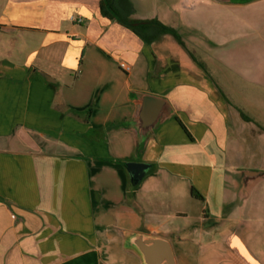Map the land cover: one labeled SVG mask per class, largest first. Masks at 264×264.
Returning <instances> with one entry per match:
<instances>
[{
	"label": "crops",
	"instance_id": "0c3cea01",
	"mask_svg": "<svg viewBox=\"0 0 264 264\" xmlns=\"http://www.w3.org/2000/svg\"><path fill=\"white\" fill-rule=\"evenodd\" d=\"M113 7L173 33L0 0V264H143L137 234L174 264H264V0ZM138 95L170 108L142 142ZM128 162L150 166L135 186Z\"/></svg>",
	"mask_w": 264,
	"mask_h": 264
},
{
	"label": "water",
	"instance_id": "95a60500",
	"mask_svg": "<svg viewBox=\"0 0 264 264\" xmlns=\"http://www.w3.org/2000/svg\"><path fill=\"white\" fill-rule=\"evenodd\" d=\"M217 3H229L231 0H213ZM135 113L131 121V131L137 142L149 137L157 125L170 115V108L164 99L138 95L135 101ZM132 185H137L149 169L145 163L128 162L124 165ZM127 245L140 256L143 264H174L170 244L159 238L137 234L128 239Z\"/></svg>",
	"mask_w": 264,
	"mask_h": 264
},
{
	"label": "trees",
	"instance_id": "16d2710c",
	"mask_svg": "<svg viewBox=\"0 0 264 264\" xmlns=\"http://www.w3.org/2000/svg\"><path fill=\"white\" fill-rule=\"evenodd\" d=\"M99 10L100 14L111 21H115L121 26L129 29L133 32L137 37L145 40L144 31L150 28H154L158 31L159 34L165 33H173L172 30L164 27L157 21H148V22H139V21H131L123 18L113 7V0H99ZM142 150V144L137 145V153H140ZM192 194L195 198L201 200L202 198L197 194L194 190H192Z\"/></svg>",
	"mask_w": 264,
	"mask_h": 264
},
{
	"label": "rangeland",
	"instance_id": "374dc122",
	"mask_svg": "<svg viewBox=\"0 0 264 264\" xmlns=\"http://www.w3.org/2000/svg\"><path fill=\"white\" fill-rule=\"evenodd\" d=\"M0 39H9L8 36L0 37ZM6 48H0V54L5 53Z\"/></svg>",
	"mask_w": 264,
	"mask_h": 264
},
{
	"label": "built area",
	"instance_id": "2783aa9c",
	"mask_svg": "<svg viewBox=\"0 0 264 264\" xmlns=\"http://www.w3.org/2000/svg\"><path fill=\"white\" fill-rule=\"evenodd\" d=\"M78 22H79V20H78ZM120 67H121L122 69H124V70H127V68L124 66V64H121Z\"/></svg>",
	"mask_w": 264,
	"mask_h": 264
}]
</instances>
